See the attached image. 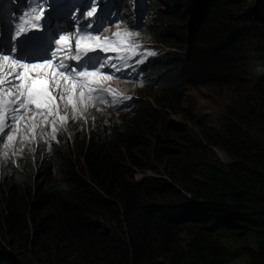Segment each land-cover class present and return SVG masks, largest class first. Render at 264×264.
<instances>
[{
    "label": "trees",
    "instance_id": "trees-1",
    "mask_svg": "<svg viewBox=\"0 0 264 264\" xmlns=\"http://www.w3.org/2000/svg\"><path fill=\"white\" fill-rule=\"evenodd\" d=\"M195 1L147 23L159 41L189 47L155 59L161 75L144 96L175 114L182 90L245 79L256 103L247 114L206 119L210 130L197 121V147L192 137L177 140L197 155L179 158L171 138L181 127L145 99L123 124L99 122L88 138L78 134L35 160H20L28 151L10 156L22 170L0 165V264H264V3L256 16L241 11V0H202L188 41L184 26L166 20L183 24ZM211 147L232 161L213 159ZM149 148L171 184L133 179V168H152L138 159ZM157 189L171 203L160 204Z\"/></svg>",
    "mask_w": 264,
    "mask_h": 264
},
{
    "label": "snow or ice",
    "instance_id": "snow-or-ice-1",
    "mask_svg": "<svg viewBox=\"0 0 264 264\" xmlns=\"http://www.w3.org/2000/svg\"><path fill=\"white\" fill-rule=\"evenodd\" d=\"M83 7L82 15L88 20L97 16L95 0H85ZM45 11L37 0V6L21 15L14 25L11 40L17 43L6 52L0 47V152L6 160L44 138L45 128H51L49 139L55 140L69 120L82 119L97 101L107 103L102 94L111 93L113 70H121L114 59L126 62L129 53L139 47L134 42V33L117 31L114 38L101 39L97 30L85 31L94 27L88 23L76 27L74 40L60 34L46 55L35 58L19 55L18 48L37 39L32 30L41 29ZM29 32L31 36L27 35ZM109 52L115 56L107 55ZM69 59L72 63L67 62ZM125 99L130 97L112 96L113 103Z\"/></svg>",
    "mask_w": 264,
    "mask_h": 264
},
{
    "label": "rangeland",
    "instance_id": "rangeland-1",
    "mask_svg": "<svg viewBox=\"0 0 264 264\" xmlns=\"http://www.w3.org/2000/svg\"><path fill=\"white\" fill-rule=\"evenodd\" d=\"M185 1L186 0H151L149 5L151 6L153 12L160 11V13L151 16L152 13L149 12L147 13L148 17L146 19L144 18V14H143V17L140 18V22L143 25L150 23V22H154L155 20L159 19V16L160 14H162V12L170 11L172 9L174 10V8H176V10L182 8L185 4ZM27 2L34 4V5L37 4V0H25V1L10 0L7 4V7H9V15L13 14L19 5L26 4ZM66 2H69V0H67ZM84 2L82 3V5L84 4ZM39 3L42 4L46 10L45 18L43 20L45 21L49 20V17L51 14L49 7L44 4V0H39ZM263 3H264V0H241L239 7L241 11L244 12V14H248V15L254 14L257 16L259 14V12H256L257 6ZM84 11L85 9H83V12ZM82 17H84V15H82ZM132 17H135V11H132ZM190 17L191 16H188L187 20H185L183 24L177 20H174V21L166 20V21H169V24L173 26H177V27L179 25L184 26L186 28V30L184 29L185 35H188L189 32L187 31V28H188L189 22L187 21ZM141 29H142V26L139 25V30ZM56 31L62 32L64 30L59 27L56 29ZM2 32H3V23L0 19V36ZM143 33L146 36H149L147 35V33H145L144 30H143ZM151 38L157 44V46L163 49L165 52L179 51L178 48L167 47V45L157 42L153 37ZM183 52H184V48L182 47L180 53H183ZM145 94H146L145 89L139 92L140 97L144 96ZM180 97H182V101L180 102L179 108L175 114L169 112L168 109H164L163 111V113H166V115L168 116L166 118L169 124H171V127H173V129H175L176 132H177V128L175 126L181 127L182 129V131L180 132L181 136H178L177 138L176 137L171 138L172 141H174L175 143L172 146L175 148L176 151H179L182 153L179 156V158L182 157L184 152L188 153L189 155H193V154L197 155V154L202 153V151L198 149L189 148V147H186L185 144L177 142V140L180 139L181 137L187 136L190 138L192 137V142L194 143L195 147L198 146V139L200 135L198 134L199 130L197 128V125L195 124L197 121H200V125L203 124L202 125L203 129L206 128L210 130L213 128V125L215 123L214 122L207 123L205 122L206 119L214 120L218 116H229L230 117L232 113L233 114L235 113L247 114V111L250 109V107L254 103H256L255 102L256 101L255 100V88L253 86H248L245 82V79H241L240 81L235 80V81H232L231 83L224 84V85H216V86L200 85V86L193 87V88L189 87L181 91ZM179 111L181 112V114L179 113ZM99 116H101V119H103L99 121L101 124H104L107 121H111V119H117L119 122L122 119L121 124H123V121L127 118L128 115L125 113L106 112V113L99 114ZM86 127H87V131H90L91 127L84 126L83 124H81L73 128V132H77L76 129L78 130V132L80 129H83L82 131L85 132L86 129L84 128ZM84 135H86V133ZM86 137L88 138V134L86 135ZM148 146L151 147L152 144ZM26 151H28L27 147L25 148L22 154L16 155L15 157H22V155H24ZM211 151L214 156L212 158L217 159L218 162L220 163L228 164L232 161L230 157H228L222 150L218 148L211 147ZM145 155L146 156L141 157V158L138 157V159L141 160L143 163L146 162V165H149V164L152 165V168L141 170L139 168L132 167L134 169L133 179L134 180L136 179L138 180L141 178H144L145 180L146 179H150V180L166 179L167 182L171 184V181H169L162 172L161 174H159L156 170H154V169H158L160 171L162 164H160V162L157 164L156 162L152 160L153 153L150 148L145 150ZM130 166L131 165H129V167ZM163 186L164 184L159 185L158 188L162 189ZM156 192L158 194H161L160 196H158L159 198L162 199V201L159 202L160 204L167 205L171 203V201L173 200L172 196L162 194L164 192L159 189H157ZM197 218H198L197 214H194L193 219L191 220H195ZM186 239H187V236L185 233H182L178 236V241L181 244H183L186 241ZM235 264H240V263L236 262Z\"/></svg>",
    "mask_w": 264,
    "mask_h": 264
},
{
    "label": "clouds",
    "instance_id": "clouds-1",
    "mask_svg": "<svg viewBox=\"0 0 264 264\" xmlns=\"http://www.w3.org/2000/svg\"><path fill=\"white\" fill-rule=\"evenodd\" d=\"M132 2H136L135 0H131ZM151 0H141L140 1V7L144 8H150L151 9V16L158 14L160 11L157 12H153L151 6L149 5ZM144 14V18L146 19L148 17V14L146 11L143 10H139V11H135V17H132V12H130L129 14V18H127L129 24L131 25L133 22L139 20L140 18L143 17ZM155 22V21H154ZM151 23V22H150ZM149 23V24H150ZM142 29L140 30V34L142 36H144V38L146 37L149 43V47L153 48L152 50H156V54L154 57H149L147 58V55H144L141 57V61H143V65H139V72L136 73V77L134 79L131 80V78L128 81H122V80H117L118 85L117 86H113L111 84V81L109 82L110 87L112 89L111 93H103L102 94V99L107 101V103H101L99 101L96 102V106L95 107H89L87 113L84 115V117L82 119H77L75 121L69 120L67 123L66 128L63 130V132L61 133L60 131L57 134V138L55 140H50L49 139V135L51 133V128L47 127L45 128V137L43 139H39L37 141H34L31 145H29L28 148V152L27 154L22 157L20 160H22L23 162L25 160H35L36 158V154H38L39 152H41L42 150H53L55 147H59V146H63L66 142L69 141V143L74 141V136H77L78 134H88L90 133L95 126H97V124L99 123L101 119V116H99V114L101 113H106V112H116V113H125L127 114V118L123 121L125 122L126 120L129 119V114L131 112H133L134 110H136L138 108V105L144 101L145 99H148L150 104L152 105V107L156 110L162 109L160 106H157V104H155L154 101H152V99H149L146 96H142L140 97L139 92L143 89H147L149 88L151 85H156L157 84V80L160 77L161 73H157L155 71L152 70L153 65L155 63V59L159 58V57H163L166 54L169 53H180L181 48L180 46L174 44H168L162 41H159L158 39H156V37L153 35H149L146 31V25H143L140 22ZM143 30L145 31V33H147L146 36L143 33ZM188 31V28H187ZM185 36V34H184ZM153 37L157 42L162 43L167 45V47L170 48H178L179 51H168L165 52L163 49H161L160 47L157 46V44L152 40ZM187 40L189 41V35H186ZM154 46V47H152ZM187 47H189V45L186 46L185 50H184V55L187 54ZM137 61V60H136ZM148 62V66L147 68L145 67V63ZM113 82V81H112ZM115 82V81H114ZM112 96H126V97H130V99H125V100H119L117 103H113L112 102ZM163 110V109H162ZM164 111V110H163ZM122 121V119H121ZM119 122L117 119H111V121H107L105 123H111V122H115L118 124H121L122 122ZM83 124L84 126H88L91 127L90 131H87V127L84 128L86 129V131H82L83 129H80L79 132L76 129L77 132H73V128H75L78 125ZM74 144V143H73ZM19 161V160H18ZM18 161H12L9 159H0V165L7 163V164H13V166H15L16 168H20ZM23 166V165H22ZM20 170H22L20 168ZM144 180V178L141 179H136V181L140 182Z\"/></svg>",
    "mask_w": 264,
    "mask_h": 264
},
{
    "label": "water",
    "instance_id": "water-1",
    "mask_svg": "<svg viewBox=\"0 0 264 264\" xmlns=\"http://www.w3.org/2000/svg\"><path fill=\"white\" fill-rule=\"evenodd\" d=\"M201 0H196L193 7H192V14L191 17L188 19L187 22H189L188 25V35H189V40L191 39V36L193 32L196 30V25L200 21L202 15L204 14L205 10V5L207 6V3L201 4ZM204 11V12H203Z\"/></svg>",
    "mask_w": 264,
    "mask_h": 264
},
{
    "label": "bare ground",
    "instance_id": "bare-ground-1",
    "mask_svg": "<svg viewBox=\"0 0 264 264\" xmlns=\"http://www.w3.org/2000/svg\"><path fill=\"white\" fill-rule=\"evenodd\" d=\"M71 1H75V0H71ZM98 1V0H97ZM60 28H62V27H60ZM160 58V57H159ZM147 66H148V62H146L145 63V67L147 68ZM23 168V167H22Z\"/></svg>",
    "mask_w": 264,
    "mask_h": 264
}]
</instances>
